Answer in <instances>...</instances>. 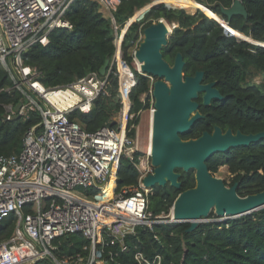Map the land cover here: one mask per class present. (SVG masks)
<instances>
[{
	"label": "trees",
	"instance_id": "trees-1",
	"mask_svg": "<svg viewBox=\"0 0 264 264\" xmlns=\"http://www.w3.org/2000/svg\"><path fill=\"white\" fill-rule=\"evenodd\" d=\"M104 1L120 27L136 11L148 6L141 32L159 19L175 23L177 27L162 48L163 56H168L172 62L175 55L180 54L185 76H194L201 71L204 73L203 83H216L215 87L224 100L200 105L202 119L182 135L183 139H196L205 131L212 133L214 127L245 135L264 132V77L259 85L247 83L251 65L264 70V47L225 36L222 28L201 12L189 15L183 9L164 4L151 6L153 1L162 0ZM188 1L203 5L210 14L219 17H223L220 9L233 3V0ZM241 3L247 11V19L234 16L228 21L229 28L253 41L264 42V0H241ZM66 19L72 24L71 31L54 30L47 46L33 47L26 56V64L38 69L45 87L67 84L90 72L99 73L105 60L111 59L114 53L110 22L98 12L95 0H75L66 13ZM139 27L131 25L123 41L124 57L128 62L131 59L127 50L130 41L137 38ZM11 85L7 71L0 66V156L19 153L25 132L40 120L34 112L25 119H2L3 105L15 107L21 100L17 91L5 93L1 90ZM148 87L149 80L137 75L136 86L130 95L132 112L141 109L139 98ZM117 88V78L111 76L109 95L96 99L88 114L73 112L70 120L78 122L83 130L90 133L104 126L117 128L120 110ZM206 165L211 174L216 173L220 166H227L233 176L230 187L236 186L237 195L241 198L264 192V139L246 147L232 148L226 153H217ZM112 176L115 179H110L107 184L105 200H110L122 188L136 184L138 173L130 162L119 159ZM179 182V190L169 185L152 188L148 209L153 216L168 214L179 193L194 188V172H180ZM93 196L98 199V196ZM14 225L12 217L0 221V242L12 235ZM109 243L107 250L116 254L118 264H137L134 259L136 253L149 260L160 255L161 264H264V210L222 223H202L194 230H190L188 223L161 224L153 231L138 228L135 236L125 239L127 252H120L117 244ZM53 244L56 247L53 254L58 260L85 261L90 255L91 243L81 234L58 238ZM96 249L97 259L108 263V257L100 251L99 240ZM35 264L53 263L45 259Z\"/></svg>",
	"mask_w": 264,
	"mask_h": 264
},
{
	"label": "built area",
	"instance_id": "built-area-1",
	"mask_svg": "<svg viewBox=\"0 0 264 264\" xmlns=\"http://www.w3.org/2000/svg\"><path fill=\"white\" fill-rule=\"evenodd\" d=\"M74 1L0 0V66L12 83L1 90L17 91L21 98L17 112V105H3L2 119H25L30 112L40 118L25 132L19 153L0 156V221L12 217L15 222L12 235L0 242V264H35L45 259L53 264H118L116 254L107 250L109 242L117 244L120 252H127L125 239L135 236L138 228L153 231L157 225L175 224L169 219L171 209L159 216H153L148 209L152 187L146 186L144 180L153 173L151 156L148 150L143 160L137 156L138 142L128 127L138 114L149 111L150 118L155 112V79L140 69L136 58L144 39L142 26L137 38L130 41L128 62L123 50L128 29L117 25L104 0H95L113 34L114 53L105 75L90 72L70 83L45 87L38 69L25 62L33 47L49 44L54 30H72L66 13ZM217 17L222 23L212 20L223 34L234 37L228 22ZM255 46L264 47V42ZM137 75L147 78L149 87L139 98L141 109L134 113L130 95ZM111 76L118 82V127L86 132L70 116L76 111L90 113L96 99L108 96ZM119 159L127 160L136 169L137 182L105 200L107 184L115 179L112 173ZM72 234H81L91 243L85 261L58 260L53 254V242ZM98 240L108 263L97 259ZM134 259L137 264H161L162 260L160 255L149 260L141 253H136Z\"/></svg>",
	"mask_w": 264,
	"mask_h": 264
},
{
	"label": "water",
	"instance_id": "water-1",
	"mask_svg": "<svg viewBox=\"0 0 264 264\" xmlns=\"http://www.w3.org/2000/svg\"><path fill=\"white\" fill-rule=\"evenodd\" d=\"M155 6V5H153ZM227 22L234 16L247 19V11L241 0H233L228 8L220 9ZM168 35L162 23L151 24L144 30V39L136 52V58L145 62L142 71L156 79L153 84L155 100V123L151 164L153 173L144 180L146 186H165L180 189V174L193 171L195 186L179 193L171 210L174 208L175 224L188 223L190 230L202 224L211 212L218 220L226 222L264 210V192L247 197L237 195L236 186L226 188L223 182L214 178L208 171L206 162L217 153H226L232 148L246 147L264 139V132L242 134L231 130L223 132L214 127L212 133L204 132L196 139L182 140L181 135L190 131L202 116L197 112L198 94H203V105L211 101H223L216 89V83H203L204 73L198 71L194 76L183 73L184 61L176 54L170 66L164 61L162 48L167 45ZM110 59H106L99 71L105 75ZM168 86L172 87L169 92ZM20 105L15 107L17 112ZM18 116L15 117L17 119Z\"/></svg>",
	"mask_w": 264,
	"mask_h": 264
},
{
	"label": "rangeland",
	"instance_id": "rangeland-1",
	"mask_svg": "<svg viewBox=\"0 0 264 264\" xmlns=\"http://www.w3.org/2000/svg\"><path fill=\"white\" fill-rule=\"evenodd\" d=\"M158 4H164L167 7L170 8H177V9H183L187 14L189 15H198L199 12L203 13L206 17L212 19L213 16L210 14L208 9L204 7L203 5H200L195 3L193 7L183 5L182 1L179 3L178 0H163L161 2L158 1H153V5H158ZM149 6L145 7L142 10L136 11L134 15L130 18L132 19L133 17L137 16L134 21H130V19L127 20V22L130 21V23L127 25L125 31L130 28L131 25H138V26H143V23L145 22V13L148 11ZM141 15V16H140ZM158 22H165L167 26L169 27V32L168 36L172 34V31L174 28L177 27L175 23H168L164 19H159L157 21H154L152 24H157ZM165 24V25H166ZM126 25V23H125ZM124 25V26H125ZM169 38V37H168ZM238 38V37H237ZM248 37H239L238 40L240 41H247ZM168 42V40H167ZM248 43L251 44V42L247 41ZM142 43V42H141ZM255 45V44H252ZM171 61V60H170ZM264 77V70H260L258 66H253L251 65L248 68L247 72V83L249 84H255L259 85L262 82V79ZM128 127L130 128V134L133 135V137H136V140L138 142V152L137 156L143 160V153L147 151V146H148V138H149V127H150V118H149V111H144L140 114H138L133 120L129 121ZM214 178H217L223 182V184L226 186V188H231V180H232V175L228 172L227 166H220L217 170L216 173L211 174ZM217 216L215 215L214 212H211L210 215L205 218L203 223H210V222H215L218 220ZM218 223V222H215ZM221 223V222H219Z\"/></svg>",
	"mask_w": 264,
	"mask_h": 264
},
{
	"label": "bare ground",
	"instance_id": "bare-ground-1",
	"mask_svg": "<svg viewBox=\"0 0 264 264\" xmlns=\"http://www.w3.org/2000/svg\"><path fill=\"white\" fill-rule=\"evenodd\" d=\"M162 1H163V0H162ZM181 1H182L183 5H187V6H191V7H193V6L195 5V2H193V1H188V0H178L179 3H180ZM151 6H152V5H151ZM199 6H200V5H199ZM140 16H141V15H140ZM136 17H137V16L133 17L132 19H130V21L132 22V21L136 20V19H135ZM213 19H215V20H217V21H219V22L222 23V20H220L217 16H213ZM130 21H129V22H126L125 29H126L127 25L130 23ZM161 23H162V22H161ZM165 24H166L165 22L162 23V25L165 27L166 32H167V35H168L169 27L167 26V24H166V25H165ZM125 29H124V30H125ZM231 34H232V36H237V35H239V33L236 32V31H231ZM257 43H258V42L253 41V43H251V44H257ZM138 62H139V67H140V69L142 70L143 67L145 66V62H143V61H139V60H138ZM154 123H155V112H153V113L151 114V117H150L149 138H148V146H147V150H148V153H149L150 156L152 155V151H153V141H154V138H155V134H154ZM169 219H170V220H176V217H175V210H174V208L171 210V213H170V215H169Z\"/></svg>",
	"mask_w": 264,
	"mask_h": 264
},
{
	"label": "flooded vegetation",
	"instance_id": "flooded-vegetation-1",
	"mask_svg": "<svg viewBox=\"0 0 264 264\" xmlns=\"http://www.w3.org/2000/svg\"><path fill=\"white\" fill-rule=\"evenodd\" d=\"M161 53H162V52H161ZM162 56H163V54H162ZM175 56H176V55H175ZM174 58H175V57H174ZM163 59H164V61L167 62L170 66L173 64L174 59H173L172 62L170 61V59H169L168 56H166V57L163 56ZM155 81H156V79H155ZM155 81H154V82H155ZM168 89H169V92L172 91V87L168 86ZM202 98H203V94H198V97H197V99H196V102L198 103L199 108H200V105H203V99H202ZM210 103H211V102H210ZM210 103H209L208 105H210ZM199 108H198L197 112L200 114V112H199ZM200 115H201V114H200ZM201 116H202V115H201ZM201 119H202V118H201ZM201 119H200V120H201ZM198 121H199V120H198ZM195 123H196V122H195ZM195 123H194V124H195ZM194 124H193V125H194ZM191 128H192V127H191ZM191 128H190V129H191ZM205 132H206V131H205ZM212 132H213V131H212ZM223 132H225V131H223ZM202 133H204V132H202ZM234 134H235V133H234ZM201 135H202V134H201ZM180 137H181L182 140H185V139L182 138V135H181ZM188 140H189V139H188ZM153 170H154V167L152 168V171H153ZM176 172L180 174V172H182V171H180V170H176ZM167 185H169V184H167ZM156 186H157V185H156ZM169 186H170V185H169Z\"/></svg>",
	"mask_w": 264,
	"mask_h": 264
},
{
	"label": "crops",
	"instance_id": "crops-1",
	"mask_svg": "<svg viewBox=\"0 0 264 264\" xmlns=\"http://www.w3.org/2000/svg\"><path fill=\"white\" fill-rule=\"evenodd\" d=\"M237 32V31H236ZM239 33V32H238ZM234 37H243V34H241V33H239V35H237V36H234ZM247 39V41H249V42H251V43H253V40L251 39V38H246Z\"/></svg>",
	"mask_w": 264,
	"mask_h": 264
},
{
	"label": "clouds",
	"instance_id": "clouds-1",
	"mask_svg": "<svg viewBox=\"0 0 264 264\" xmlns=\"http://www.w3.org/2000/svg\"><path fill=\"white\" fill-rule=\"evenodd\" d=\"M223 18V17H222ZM235 38V37H234ZM237 39V38H236ZM245 42H247V41H245Z\"/></svg>",
	"mask_w": 264,
	"mask_h": 264
}]
</instances>
